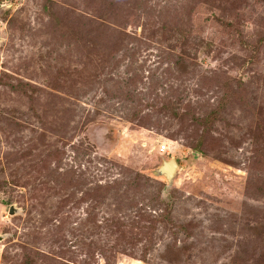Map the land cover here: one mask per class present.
<instances>
[{
    "label": "rangeland",
    "instance_id": "rangeland-1",
    "mask_svg": "<svg viewBox=\"0 0 264 264\" xmlns=\"http://www.w3.org/2000/svg\"><path fill=\"white\" fill-rule=\"evenodd\" d=\"M0 233V264H264V0H0Z\"/></svg>",
    "mask_w": 264,
    "mask_h": 264
},
{
    "label": "water",
    "instance_id": "water-1",
    "mask_svg": "<svg viewBox=\"0 0 264 264\" xmlns=\"http://www.w3.org/2000/svg\"><path fill=\"white\" fill-rule=\"evenodd\" d=\"M178 164L173 157L161 158L160 163L152 170L153 175H160L166 181V186L170 185L175 175ZM13 206L9 205V213H13ZM5 234L0 233V239L4 238Z\"/></svg>",
    "mask_w": 264,
    "mask_h": 264
},
{
    "label": "built area",
    "instance_id": "built-area-1",
    "mask_svg": "<svg viewBox=\"0 0 264 264\" xmlns=\"http://www.w3.org/2000/svg\"><path fill=\"white\" fill-rule=\"evenodd\" d=\"M163 148H164V146H163V145H161V146H160V150H162Z\"/></svg>",
    "mask_w": 264,
    "mask_h": 264
}]
</instances>
